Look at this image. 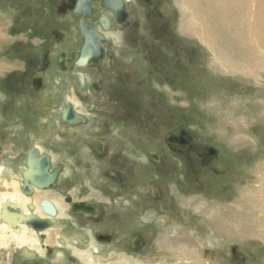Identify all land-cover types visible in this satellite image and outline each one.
<instances>
[{
	"label": "rangeland",
	"instance_id": "rangeland-1",
	"mask_svg": "<svg viewBox=\"0 0 264 264\" xmlns=\"http://www.w3.org/2000/svg\"><path fill=\"white\" fill-rule=\"evenodd\" d=\"M61 1L0 0V158L13 154L15 162L20 160L21 150L29 147L26 134L29 131V136L36 128L37 114L45 107L55 110V96L65 95L74 86L72 72L78 68L66 73L53 66L58 50H76L78 46L68 40L56 44L50 36L53 26L66 32L73 25L72 18L66 21V17L55 14ZM136 1L125 6L129 24L120 27L121 44L107 36L105 48L112 53L114 64L99 77V90L89 95L82 91L75 94L82 103L97 107L100 120L93 123L99 124L100 129L88 133L106 143L104 155L93 153L96 166L82 162L74 148L81 140L76 132L74 138L66 137L60 142L63 146L44 138L50 153L67 160L50 165L49 170L60 169V176L45 194L57 198L62 194L68 204L84 200L79 204L96 208L97 214L75 217L76 223L90 227L96 236H109L108 240L96 238L111 242L112 248L128 247V251L140 254L141 264L163 260L158 256L155 240L160 230L172 226L209 241L202 244L208 264H264V215L256 216L262 206L257 202H235L248 187H257L264 193V167H259L264 165V51L257 50L260 59L248 62L243 72H236L213 61L209 58L210 47H203L195 35L180 30L182 17L175 0ZM258 3L254 0L250 9ZM94 10L96 14L90 22L102 13L98 8ZM248 13L252 19L254 14ZM111 29L116 31L117 27L112 25ZM250 41L246 44L250 43L248 48L255 52ZM46 50L52 53V62L44 75L41 73L45 86L35 91L29 81L40 74L36 62ZM86 71L92 78L98 77L95 72ZM55 76L60 79L58 86L53 85ZM216 104L220 108H212ZM226 109L237 123L240 116L248 118V131L255 143L237 144L218 132L223 124L217 116L222 113L217 111L227 112ZM173 128L185 129L191 139L170 147L164 136ZM227 128L231 136L233 126ZM69 144L71 148L66 147ZM150 152H157L161 160L152 161ZM88 160L91 158L84 161ZM66 167L70 174H62ZM93 172L97 177L93 178ZM148 181L158 186L159 196L148 193ZM77 183L79 194L72 190ZM192 195H198L195 200L203 196L221 205L234 202L231 217H237V213L238 218L252 214L261 219V229L221 233L214 240L216 229L213 231L202 214L183 203V198ZM155 220L162 222L157 224ZM132 237L140 238L137 247L128 244ZM6 263L9 264L8 259ZM173 263L170 258L168 264ZM11 264L58 263L55 256L49 261L26 262L13 255Z\"/></svg>",
	"mask_w": 264,
	"mask_h": 264
},
{
	"label": "bare ground",
	"instance_id": "bare-ground-1",
	"mask_svg": "<svg viewBox=\"0 0 264 264\" xmlns=\"http://www.w3.org/2000/svg\"><path fill=\"white\" fill-rule=\"evenodd\" d=\"M126 1H129L128 3H130V1L132 3L137 2L136 0ZM253 1L254 0H175L174 2L178 5L182 17L181 25L178 27H180V30L184 33L195 35L194 37L196 38V41L198 40L202 43L203 47H210L209 58L211 57L213 61L216 60L218 63L223 64L224 67H228L236 72H243L248 62L254 61L255 58L260 59V56L258 57L256 54L257 50L264 51V0H258L259 3L257 7L251 10L250 7ZM99 10H101V8ZM248 11H251V13L254 14L252 19H249L250 13H248ZM102 14V18L106 17L110 20L109 13L106 10L105 12L102 11ZM102 22L104 24L102 30L105 31V34L107 33V35L111 37L113 40L112 42L116 41L117 43L118 41V45L121 44V29L117 27L116 31L115 29L112 30V21H108V23H106V21ZM248 39L252 41L255 52H252L248 48V46H250V43L248 45L246 44ZM112 59L113 58H111V63H113L114 60ZM77 75L79 76L80 82L81 80L84 82L83 74L78 72ZM86 78L88 80L91 79V75L88 74V72L86 73ZM59 81L60 79L55 76L53 85L58 86L60 83ZM75 97L71 90L65 94L67 102H72L74 106H76L78 113L86 115L90 120L96 117L97 114H95L93 108H89L88 105L83 106L85 109L80 108L79 102ZM59 100L63 106L64 100L62 95H59ZM216 105L217 106L212 105V108H220L218 104ZM70 107H72L71 104H68L59 110L62 124L73 125L76 123H82L84 118L77 114L74 109L73 111L76 113L75 117H72L71 119L65 117V114ZM225 111L227 112H222L221 110L217 111L218 113H222L217 116H220L219 120L221 124H223L218 132L223 134V137H229L231 140H236L234 142H237V144H246L247 142L255 143L254 137L251 136L248 131V118L240 116L239 120L237 119V123L236 120L233 121L234 115L228 109ZM59 118L60 116L58 115L57 108L55 110H49L45 107L42 114H37L35 124L37 125V128H35L36 131H32V138L31 133H29L28 136L31 138L29 140V146H32L28 148V150H21L23 153L22 158L20 157L21 159L17 162L12 159L13 154H9L8 157L0 158V256L2 258L0 259V264H7V259L9 264H11V258L13 255H17L19 261L22 260L26 262L27 260L29 261L32 259L49 261L55 256L58 264H69L66 261V259H69V255L71 256L70 258L74 259L72 264H78L77 262L81 264H141L140 254L128 251V247L126 249L123 247L121 250L116 247H110L109 245L111 242L104 243L101 240L96 239L94 237L95 233L90 227H80L75 221V217L77 216L70 214L71 211L72 213L82 214L84 216L89 214L95 215L97 214V209L95 212L93 211V213L92 211L88 212L85 210L74 211V207L71 204L69 211L70 206L68 203L64 202L62 194L61 198L46 196L45 193L52 190L49 189L50 186L40 188L32 185L31 191H25L24 185L28 180L24 178L22 173L25 172V167L27 168L26 159L28 151H35L30 154V157L34 159L41 155H37L38 150L39 152L48 154L51 158V164H54L57 160L62 162L67 161L64 158L58 157L56 154L50 153L44 146V138H49L50 141L54 140L59 142L65 139L64 137H59L57 134L58 127H60ZM230 124L233 126V128H231V136L227 134V126ZM75 129L80 133L82 128L75 127L74 130ZM240 139L241 141H239ZM88 140L92 141L95 139ZM102 142L100 143L103 147ZM80 150L83 160L90 159L91 151L86 144L80 146ZM150 157L154 161H158L159 159L158 154L155 152H150ZM259 167L263 168L264 165L260 164ZM66 168V171L62 174H70L69 168ZM82 168L84 167L82 166ZM59 172L60 169L58 174ZM83 176L85 177V180L88 179V176L85 173H83ZM95 177H97V173L93 172V178ZM53 185L54 183L52 186ZM79 186V183L72 186L75 194H77ZM154 193L156 195L157 192L154 191ZM196 196L192 195V197L183 198V203L184 205L191 207L192 211L195 213L202 214L203 219L208 222V225L212 227L213 231L216 229L215 232L217 237H215L214 240H217L219 238L218 235L221 233L227 235V233L232 234L235 231H253V227L260 228L258 223H261V219L259 217H254V215L252 216V214L249 215L248 213L247 217L243 216L238 218L239 213H237V217H231L229 212H235V206H233L234 202H232V204L222 203L223 205H221L218 204L216 200H207L203 196L195 200ZM43 200H47L54 205H52L54 208L53 214H48L43 210L41 205ZM67 201L69 202L70 199H67ZM235 202H240V205L257 202L262 208L258 210L256 216H258V213L262 214V216L264 215V193L257 187L253 190L251 187L245 189L239 200ZM6 203L20 206L24 214H33L40 219H47L49 220L50 225L36 230L25 222L20 221L17 222L15 227H13L5 216L2 215V210ZM155 222L161 224L162 220H155ZM235 222H237L236 225ZM249 222L253 223L249 224ZM261 227L264 229L263 226ZM255 231L257 230L255 229ZM259 231L260 230H258V232ZM191 232L178 226H172V228L166 229L163 232L160 230L158 237L155 240V248L159 250L158 256L163 257V260L161 261L160 258V261H152L151 263L168 264L171 258L174 260L173 264H208L209 262L207 261L209 259L208 257H204L203 251L205 248L202 244L205 242L206 244H209V241L207 242L205 239H200L197 235H193ZM41 234L43 237H41ZM48 248L51 249L50 253L47 252Z\"/></svg>",
	"mask_w": 264,
	"mask_h": 264
},
{
	"label": "flooded vegetation",
	"instance_id": "flooded-vegetation-1",
	"mask_svg": "<svg viewBox=\"0 0 264 264\" xmlns=\"http://www.w3.org/2000/svg\"><path fill=\"white\" fill-rule=\"evenodd\" d=\"M100 1V2H99ZM129 1H126V0H124V3H125V6H126V4L128 5L129 3H128ZM96 5H95V4ZM87 4H88V11H86V9L85 10H83V12L84 13H78V12H75V8L77 7V5H78V3H76L75 2V0H62L61 1V3H58L57 5H56V8H55V14L56 15H58V16H60V18H64V17H66V21H67V18L68 17H70V18H72L73 19V25H72V27H70V28H68L67 30H66V32L63 30V29H60L58 26H53V27H51V29H50V36H51V38L53 39V41L56 43V44H58V43H62V41L64 42H66L67 40L68 41H71V42H73V43H76V44H78V46L76 47V50H63V49H60V50H58L57 51V53H56V56H55V60H54V63H53V66H54V68L57 70V71H60V72H66V73H69V70L70 69H73V68H78V70H74L73 72H72V79H73V83H74V86H71L72 88V90H71V92L73 93V95H74V97L76 96L75 94H77L79 91H82V92H84L85 91V94L86 95H89V93L91 92V91H98L99 90V84H100V76L106 71V70H108V69H111V66H113V64L114 63H111V58H113V55H112V53L108 50V49H106L105 48V46H106V39L108 38L107 36L108 35H106L105 34V31L104 30H102L103 29V27H104V24H103V22L102 21H106V23H108V21H112V25H114V26H116V27H121L119 24H117V21H116V19H115V16H114V14L112 13V11L109 9V8H107V7H105V6H102L101 5V0H89L88 2H87ZM95 5V6H94ZM100 6V7H99ZM94 8H98V9H100L101 8V10L102 11H104L105 12V10L109 13L108 15H109V18H110V20H108L106 17H104V18H102V13L99 15V16H96V21H93V22H90V20L93 18V17H95V10H94ZM100 10V11H101ZM95 13V14H94ZM68 14H69V16H68ZM111 15V16H110ZM61 16H63V17H61ZM89 20V21H88ZM108 20V21H107ZM129 21V20H128ZM116 25H115V24ZM128 24H129V22H128ZM128 24H126V25H128ZM103 25V26H102ZM125 25V26H126ZM95 28L96 29V31L102 36V39H103V41L101 42L100 40H97V44L102 48V56L101 57H94L93 59H90L89 60V62L88 63H86V64H83V65H81V66H78L77 64H76V62H75V60H76V58H78V56H79V54H80V48H81V46L84 44V42L86 41V38L84 37V33H85V30H87V31H90V30H92V28ZM124 27V26H123ZM75 30H74V29ZM71 30V31H70ZM123 30V29H122ZM72 32V33H71ZM75 34V35H74ZM104 35H106V36H104ZM122 35V34H121ZM73 36V37H72ZM111 38V37H110ZM111 41H113L112 39H110ZM67 43V42H66ZM65 43V44H66ZM61 51H65L66 52V55L68 56V58H70L71 56H70V52L71 51H73L74 52V54H75V58L74 59H71V61H66V70L65 71H61V70H59V67L57 66V61H58V55H59V53L61 52ZM52 55V53H50L48 50H46V51H44L39 57H38V60H37V62H36V67H37V71L40 73L39 75H37V76H34V77H32L31 78V80L29 81V84H31V86L35 89V91H38V88L39 87H41V86H45V83H44V80H43V77L41 76V73L44 75V73H45V71L49 68V65H50V63L52 62L51 61V59H50V56ZM113 60V59H112ZM32 65V63H29V65L28 66H31ZM86 70H90V72H95L96 73V75L98 76V77H96V78H92V74L91 73H89L88 71V74H90L91 75V79H87L86 78ZM92 70V71H91ZM94 70V71H93ZM78 72H80V73H82L83 74V80H84V84H81V82H80V80H79V76L77 75V73ZM85 76V77H84ZM55 79V78H54ZM60 84V83H59ZM87 92V93H86ZM59 95H62V97H63V100H64V104H63V106L61 105V102H60V100H59ZM56 98H55V104L57 105V109H58V115L60 116V118H59V126L60 127H58V130L60 131L59 133L60 134H62L63 132V134H65V137L64 136H61V135H58L59 137H64V138H66V137H73L74 138V136H75V132L76 133H78L77 131H76V129L74 130V128L76 127V128H82L81 130H80V133H78V134H80L81 135V140L80 139H78V145L77 146H74V148H76L75 150H76V154H77V157L82 161V162H89V163H92V164H97V161H96V159L95 158H93V153H95V154H101V155H104V151H105V148H106V143L104 144V141H103V139L101 138V137H99V136H97V135H92V136H90L89 135V133H88V131L89 130H93V131H95V133H97L98 131H99V129H100V126H99V124H96L97 123V121H96V119H98V120H100V118L98 117V114L95 112V108L97 109V107H95V105H94V103H92V104H89L88 102L87 103H82L81 101H79V99L77 98V97H75L77 100H78V102H79V107L80 108H83V106H87L88 105V107L89 108H93V112H95V114H97L96 115V117H94V118H92L91 120L86 116V115H84V114H82V113H78L77 112V110H76V106H74V104L72 103V102H70V101H68L67 102V100L65 99V95L64 94H58L57 96H55ZM47 99H50L49 97H47ZM90 99V98H89ZM71 104V106L73 107V109H74V111L77 113V114H79V115H81L83 118H84V121L82 122V123H76V124H73V125H63L62 124V122H61V115H60V111L59 110H61L64 106H67L68 104ZM80 103H81V105H80ZM35 105H36V103H35ZM60 106V107H59ZM92 106V107H91ZM83 109H85V108H83ZM34 110L35 111H37L38 110V105H36L35 107H34ZM33 110V111H34ZM92 110V109H91ZM85 111V110H84ZM44 112V109H41V111H40V113L39 114H42ZM33 115H34V113H33ZM88 121H90V122H88ZM96 121V123H93V122H95ZM35 124H36V121H35ZM80 127H79V126ZM69 126H73V127H69ZM89 126V127H88ZM98 126V127H97ZM62 127V128H61ZM67 127H69V128H67ZM88 127V128H87ZM36 128H37V125H36ZM69 129V130H68ZM35 130V129H34ZM58 130H57V134H58ZM33 131V130H32ZM32 131H30L31 132V138L33 137V133H32ZM36 131V130H35ZM29 132V131H28ZM28 132H27V134H28ZM62 132V133H61ZM84 132V133H83ZM26 134V139H28V140H30L31 138H29L28 137V135ZM66 134H70V136H68V135H66ZM82 134H84V135H82ZM73 135V136H72ZM90 136V137H89ZM88 138V139H95V140H98V141H100V142H102L103 143V148H102V151L101 152H98V151H95V148L90 144V142L88 141V139H86V138ZM87 140V141H86ZM59 144H61L60 142H62V141H57ZM83 142V143H82ZM87 142H88V144H87ZM28 143H29V141H28ZM87 145L89 148H90V151H91V156H90V158H91V160H88V161H84L83 159H82V153H81V150H80V146H82V145ZM92 146H90V145ZM179 145V144H178ZM32 146V145H31ZM31 146H29L28 148H30ZM61 146H63L62 144H61ZM69 146H71L70 144L69 145H67L66 147H69ZM171 146H173V145H170V147ZM34 148H36L35 146H33ZM79 147V148H78ZM28 148H26L27 150H28ZM69 148H71V147H69ZM37 149V148H36ZM26 150V151H27ZM38 150V149H37ZM38 152V154L37 155H40V154H42V153H44V152H39V150L37 151ZM155 153H157V152H155ZM25 154V153H24ZM158 154V153H157ZM26 155V154H25ZM48 155V154H47ZM49 156V155H48ZM148 156H149V158L152 160V161H154L151 157H150V154H148ZM158 157H159V159H158V161H160L161 160V158H160V156L158 155ZM49 158H50V156H49ZM71 159L73 160V158L71 157ZM50 165H52L51 164V158H50ZM83 166V165H82ZM93 166V165H92ZM96 166V165H95ZM53 168V167H52ZM25 169H26V167H25ZM51 170V169H50ZM23 171V170H22ZM108 174L110 175L111 173L110 172H108ZM98 175V174H97ZM56 176H57V178L60 176V172H59V174L57 175L56 174ZM56 176H55V178H56ZM62 179V178H61ZM57 180V179H56ZM97 180V179H96ZM103 180V179H102ZM54 181H55V179H54ZM54 181H53V183H54ZM98 181H100V178H98ZM104 181V180H103ZM52 183V184H53ZM52 186V185H51ZM145 187H147V191H148V193L150 192V194H152V196H155V193H154V191H156L157 193H156V195L157 196H159V189H158V186L153 182V181H148L147 182V184H146V186ZM45 189H48V188H45ZM49 189H52V187H49ZM72 190H74L73 189V187H72ZM80 193V186H79V189H78V191H77V194H79ZM64 199H65V197H64ZM68 199H69V197H68ZM65 202V201H64ZM79 202H84V200L83 201H72L71 202V204H72V206L74 205V204H76V203H79ZM109 202V204L110 205H112V206H116L117 205V203L116 204H113V203H110L111 201H108ZM127 202V201H126ZM125 202V203H126ZM71 204L69 203V211H70V208H71ZM53 205V204H52ZM87 205V204H86ZM54 206V205H53ZM42 209V208H41ZM96 209V208H95ZM43 211V210H42ZM93 213V212H92ZM70 214H72L71 213V211H70ZM72 215H74V214H72ZM74 216H82V217H89V215H87V216H84V215H82V214H75ZM95 236V238L96 237H101V239L102 240H106V239H104V238H106L105 236L106 235H101V234H99L98 236H96V234L94 235ZM41 237H43V235L41 234ZM134 238H137L138 239V244H136V245H134V243H133V239ZM97 239V238H96ZM100 239V238H99ZM139 243H140V238H138V237H132V238H130L129 240H128V244H130V245H132V246H138L139 245ZM49 249V248H48ZM48 251H51L50 249L48 250ZM47 251V252H48ZM68 257H69V259H66V261H67V263H69V264H72L73 263V261H74V259L73 258H70V256L68 255ZM71 259V260H70ZM69 261V262H68Z\"/></svg>",
	"mask_w": 264,
	"mask_h": 264
},
{
	"label": "water",
	"instance_id": "water-1",
	"mask_svg": "<svg viewBox=\"0 0 264 264\" xmlns=\"http://www.w3.org/2000/svg\"><path fill=\"white\" fill-rule=\"evenodd\" d=\"M89 0H75L76 3H78L77 7L75 8V12L78 13H84L83 10L86 9L88 11V2ZM148 1V0H143ZM101 3L103 6L109 8L112 13L115 16V19L117 23L121 26H125L128 24V18L125 10V3L123 0H101ZM86 38V41L80 48V54L78 58H76L75 62L78 66H81L83 64H86L89 62L90 59H93L94 57H101L102 56V48L97 44V40L103 41L102 36L96 31V29L93 27L92 30L87 31L85 30V33L83 34ZM58 61L57 66L61 70L66 69V61H71V59L75 58V54L73 51L70 52V58L66 55L65 51H61L58 55ZM81 84H84L81 80ZM76 113L73 111V108L70 107L65 114V117L68 119H71L72 117H75ZM191 139V136L189 133L182 128H173L166 132L164 136V140L167 142V144L170 145H178V144H185ZM89 141V140H88ZM90 144L95 148L96 151L101 152L102 151V144L98 142L97 140H90ZM32 152H35L34 150L28 151L27 159H26V170L23 172L24 178L28 180V182H25L24 185L25 191L29 192L31 191V186L35 187H49L52 185L55 176L58 172L57 168H54L52 170H49L50 167V159L47 154H41L37 158H31L30 154ZM43 210L48 214L54 213V208L52 204L47 201L43 200L42 203ZM74 211H88V212H95L96 209L93 206L86 205V204H79L76 203L73 205ZM3 214L5 218L9 221L10 225L15 227L17 225V222H25L29 226L33 227L36 230H39L43 227H47L50 225L49 220L47 219H40L37 216L33 214H24L22 212V209L20 206L6 203L3 208ZM106 240L109 239V236H105ZM101 239V237H98ZM138 239L134 238L133 243L134 245L138 244Z\"/></svg>",
	"mask_w": 264,
	"mask_h": 264
}]
</instances>
